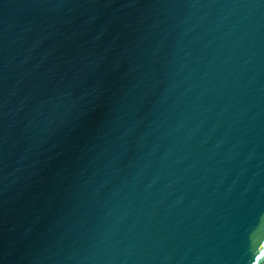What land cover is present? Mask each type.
<instances>
[{"label":"water","instance_id":"water-1","mask_svg":"<svg viewBox=\"0 0 264 264\" xmlns=\"http://www.w3.org/2000/svg\"><path fill=\"white\" fill-rule=\"evenodd\" d=\"M0 264H264V0H0Z\"/></svg>","mask_w":264,"mask_h":264}]
</instances>
